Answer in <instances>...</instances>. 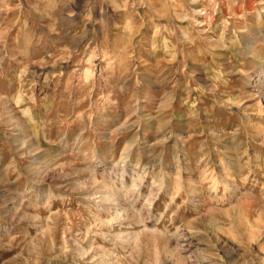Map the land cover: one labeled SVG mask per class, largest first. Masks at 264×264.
I'll return each instance as SVG.
<instances>
[{
  "label": "rangeland",
  "instance_id": "rangeland-1",
  "mask_svg": "<svg viewBox=\"0 0 264 264\" xmlns=\"http://www.w3.org/2000/svg\"><path fill=\"white\" fill-rule=\"evenodd\" d=\"M0 264H264V0H0Z\"/></svg>",
  "mask_w": 264,
  "mask_h": 264
}]
</instances>
